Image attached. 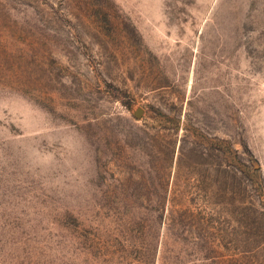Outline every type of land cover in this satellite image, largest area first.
<instances>
[{
	"label": "rangeland",
	"instance_id": "obj_1",
	"mask_svg": "<svg viewBox=\"0 0 264 264\" xmlns=\"http://www.w3.org/2000/svg\"><path fill=\"white\" fill-rule=\"evenodd\" d=\"M0 264H264V0H0Z\"/></svg>",
	"mask_w": 264,
	"mask_h": 264
}]
</instances>
